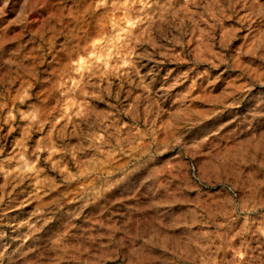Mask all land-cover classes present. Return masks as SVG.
<instances>
[{"label":"rangeland","instance_id":"obj_1","mask_svg":"<svg viewBox=\"0 0 264 264\" xmlns=\"http://www.w3.org/2000/svg\"><path fill=\"white\" fill-rule=\"evenodd\" d=\"M0 264H264V0H0Z\"/></svg>","mask_w":264,"mask_h":264}]
</instances>
